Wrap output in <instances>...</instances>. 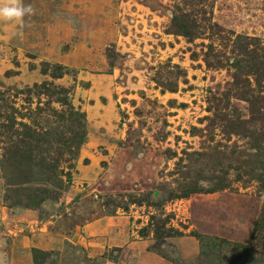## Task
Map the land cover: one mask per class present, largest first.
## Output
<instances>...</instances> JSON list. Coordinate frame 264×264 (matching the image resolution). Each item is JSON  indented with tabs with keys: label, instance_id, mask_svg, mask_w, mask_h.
I'll list each match as a JSON object with an SVG mask.
<instances>
[{
	"label": "rangeland",
	"instance_id": "rangeland-1",
	"mask_svg": "<svg viewBox=\"0 0 264 264\" xmlns=\"http://www.w3.org/2000/svg\"><path fill=\"white\" fill-rule=\"evenodd\" d=\"M22 2L0 21V264H264V0H212L193 39L168 31L183 0Z\"/></svg>",
	"mask_w": 264,
	"mask_h": 264
},
{
	"label": "trees",
	"instance_id": "trees-1",
	"mask_svg": "<svg viewBox=\"0 0 264 264\" xmlns=\"http://www.w3.org/2000/svg\"><path fill=\"white\" fill-rule=\"evenodd\" d=\"M212 0H183V5H177L175 11L172 13L171 16V22L168 26V31L171 33L179 34L185 37H188L189 39H193L195 37H200L206 30L212 31L213 27L218 26L216 23H213L212 21ZM191 6V8H189ZM241 39L246 40H257L258 38H249L245 35H237L235 44H241L243 47L244 43H241ZM251 44V43H250ZM245 50V49H243ZM264 58V54L261 55ZM45 66H51L53 69H50L48 71L47 67ZM59 68H66L67 66H63L60 64L50 63L47 61H44L43 63V72L47 73L50 72V74L53 77H60L65 72L58 71ZM34 87H37V85H34ZM61 94L57 98V102L61 106L60 112L61 115L64 117L65 115H68V120L74 125V132H73V138L77 139L78 144L83 143L85 139V122H84V115L77 110H74L72 105L70 104V98L69 94H67V90L61 89L59 91ZM33 130L29 129V131L26 133V135L33 139L38 134L32 132ZM44 133V132H43ZM31 147V146H29ZM31 154V153H29ZM31 157V155H30ZM43 164L44 161H39V165ZM54 164H50V167H52ZM46 166V165H45ZM73 168V165L70 166ZM56 181H61L59 176L57 175L54 177ZM71 180V177L68 176L66 178V181L69 183ZM264 215V207H263V214H261V217L259 218V221L257 222V225H260V221H262V216ZM199 240V245L201 250H204L205 245H210L214 247H221L223 243H232L229 240L223 239V238H208L203 236L202 234L196 235ZM206 240V241H205ZM205 241V242H204ZM41 250L34 249L33 250V259L36 263L38 255L41 254ZM38 264V261H37Z\"/></svg>",
	"mask_w": 264,
	"mask_h": 264
},
{
	"label": "clouds",
	"instance_id": "clouds-1",
	"mask_svg": "<svg viewBox=\"0 0 264 264\" xmlns=\"http://www.w3.org/2000/svg\"><path fill=\"white\" fill-rule=\"evenodd\" d=\"M33 14L32 5H25L22 0H0V21L22 23L25 16Z\"/></svg>",
	"mask_w": 264,
	"mask_h": 264
}]
</instances>
